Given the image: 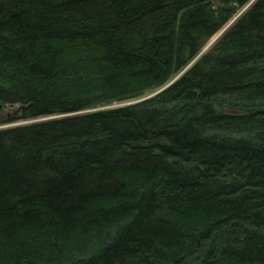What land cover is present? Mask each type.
Returning <instances> with one entry per match:
<instances>
[{
	"label": "trees",
	"instance_id": "obj_1",
	"mask_svg": "<svg viewBox=\"0 0 264 264\" xmlns=\"http://www.w3.org/2000/svg\"><path fill=\"white\" fill-rule=\"evenodd\" d=\"M0 105V264H264V0H0Z\"/></svg>",
	"mask_w": 264,
	"mask_h": 264
},
{
	"label": "rangeland",
	"instance_id": "obj_2",
	"mask_svg": "<svg viewBox=\"0 0 264 264\" xmlns=\"http://www.w3.org/2000/svg\"><path fill=\"white\" fill-rule=\"evenodd\" d=\"M245 10V9H244ZM244 10H242L241 12H239V14L221 31V33L222 32H224L234 21H235V19H237L241 14H242V12L244 11ZM221 33H219L216 37H218ZM215 37V38H216ZM215 38H213V39H211V41H209V43L208 44H206L205 46V48H203V50L201 51V53L197 56V58L194 60V61H196V60H198L202 55H203V53H205L208 49V46H209V44H211V42H213V40H215ZM181 75V74H180ZM179 75V76H180ZM179 76H177L176 78H178ZM176 78H175V80H176ZM174 80V81H175ZM173 82V81H172ZM171 82V83H172ZM170 83V84H171ZM164 88H158L157 90H155V91H153L152 93H150L149 95H147V96H149V97H152V96H154V95H156V94H158L160 91H162ZM148 97V98H149ZM147 98V97H146ZM138 100V101H137ZM143 99H136V100H131V101H126V102H117V103H113V104H111V105H109V106H106L105 108H116V107H121V106H124V105H128L129 103L131 104V103H136V102H140V101H142ZM2 106V109L0 110V121H4V120H6V119H8L9 117H11L13 114L15 115V116H17L18 114H19V112H20V109H19V106L18 105H1ZM26 123H30L29 121L28 122H24V121H19V122H15V123H10V124H7V125H0V129H2V128H7V127H10V126H18V125H23V124H26ZM74 242H78L77 240L76 241H74Z\"/></svg>",
	"mask_w": 264,
	"mask_h": 264
},
{
	"label": "water",
	"instance_id": "obj_3",
	"mask_svg": "<svg viewBox=\"0 0 264 264\" xmlns=\"http://www.w3.org/2000/svg\"><path fill=\"white\" fill-rule=\"evenodd\" d=\"M223 33V32H222ZM222 33L218 36V37H216L215 38V40H213V42H211V44H213L221 35H222ZM210 44V45H211ZM194 62V61H193ZM193 62L188 66V67H190L192 64H193ZM2 109V106L0 105V110Z\"/></svg>",
	"mask_w": 264,
	"mask_h": 264
},
{
	"label": "bare ground",
	"instance_id": "obj_4",
	"mask_svg": "<svg viewBox=\"0 0 264 264\" xmlns=\"http://www.w3.org/2000/svg\"><path fill=\"white\" fill-rule=\"evenodd\" d=\"M211 45H213V44H211ZM211 45L209 44V46H208V48H207V49H209V48L211 47Z\"/></svg>",
	"mask_w": 264,
	"mask_h": 264
}]
</instances>
